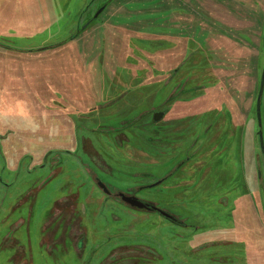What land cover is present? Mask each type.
<instances>
[{
  "label": "rangeland",
  "instance_id": "374dc122",
  "mask_svg": "<svg viewBox=\"0 0 264 264\" xmlns=\"http://www.w3.org/2000/svg\"><path fill=\"white\" fill-rule=\"evenodd\" d=\"M53 1L68 22L0 0V264H113L122 227L158 263L264 264V0ZM94 173L189 225L104 202Z\"/></svg>",
  "mask_w": 264,
  "mask_h": 264
},
{
  "label": "flooded vegetation",
  "instance_id": "af4514ba",
  "mask_svg": "<svg viewBox=\"0 0 264 264\" xmlns=\"http://www.w3.org/2000/svg\"><path fill=\"white\" fill-rule=\"evenodd\" d=\"M154 116V114H153ZM118 134H121L120 132H118ZM80 142V141H79ZM86 156L92 161V156L90 155V152H87ZM94 166L95 163L94 161H92ZM109 163V162H108ZM107 166L109 167V164H107ZM95 169L99 172H101V170L95 167ZM107 173V172H106ZM98 174L94 173L91 178H92V184L95 186L94 188L96 190H98L99 193H101L103 195V199L105 200L104 202H111L114 205H121V206H125L128 208H136L135 206H132V203L130 202V199H134L136 198L137 200H140L144 203H151L154 206L158 207L154 202H152L151 200H148L146 198L140 197L138 196V192L143 189L142 185H139L140 187H138L137 189H134V187H130V186H118L120 188H117V186L113 185V184H109V183H104L101 181V179L97 176ZM168 178V176H166L164 179L166 180ZM164 180V181H165ZM164 181L161 183L163 186L162 187H169L166 184L164 185ZM94 182V183H93ZM156 182V181H155ZM155 182H153L150 185L155 184ZM159 184V185H161ZM92 185V186H93ZM159 185L153 186V187H157ZM146 186V185H144ZM149 186V185H147ZM140 188V189H139ZM148 188V187H147ZM67 207V206H66ZM65 207V208H66ZM65 208H62L65 211ZM138 210H147V209H138ZM165 211V210H164ZM72 206H71V211L69 213V216L66 217L69 220L72 217ZM167 212V211H166ZM159 213V212H158ZM169 213V212H167ZM170 214V213H169ZM127 217H123L122 218V222L120 224H123V220L126 219ZM129 218V217H128ZM129 219H138V221L136 222H128L127 223V228L132 227L133 225H137V227H140L142 229L143 224L144 223L139 217H134V218H129ZM147 219H154L157 221H162L167 224V225H189L188 222L185 220L184 217H179L176 215H172L171 216H166V215H162L160 214V216L157 217H152V218H147ZM166 220V221H164ZM136 227V228H137ZM125 227L120 228V232L119 235L124 234L127 235L126 238H124L121 241V237L118 241V244L116 246H114V248L112 249V253L114 255V263L113 264H170L169 262L167 263H163V262H159V259H161L162 257L165 258V256L163 254H161L160 252H158L157 250H155L154 248V242L147 240H135L131 237V234L129 233H123L122 231L124 230ZM196 228V227H195ZM13 244L16 247H19L21 245L22 240L17 239L16 237H13ZM66 238H64L65 240ZM71 240L74 242V245L76 246V249H79L81 247L85 246V236L80 237L77 235H73V237L71 238ZM83 249V248H82ZM114 251V252H113ZM14 256V261L10 264H20L17 263L16 261L22 258H25L26 255L21 252L20 250H16ZM152 261H155V263H152ZM24 264H34V263H24ZM99 264H105V263H99ZM172 264V263H171ZM177 264V263H174Z\"/></svg>",
  "mask_w": 264,
  "mask_h": 264
},
{
  "label": "crops",
  "instance_id": "0c3cea01",
  "mask_svg": "<svg viewBox=\"0 0 264 264\" xmlns=\"http://www.w3.org/2000/svg\"><path fill=\"white\" fill-rule=\"evenodd\" d=\"M51 2H56L53 0H40V5L41 8L44 9V14L46 15L44 19H48L49 24H51V20L55 17V16H60L61 15V19H63L64 21L68 22V20H66L67 15H69L70 13H72L71 11V2L70 3H65V6H67V9L65 11H58L57 9H55L52 6ZM51 14V16L49 15ZM14 16V15H13ZM19 19L16 21H9L10 23H16L20 26L24 27V31H25V36L24 39H33L32 36H26L28 35L27 32H35L36 30H40L42 33L48 35L50 34L51 36L54 34V29H51L50 27H48V25L46 24L44 28L42 29H36L38 24L37 23H25V21H23V17L20 15V13L18 14ZM7 21L5 20V18H2L0 16V29L1 27L6 23ZM70 23H73V20L70 21ZM71 26V25H70ZM72 27V26H71ZM29 28V29H28ZM33 28V29H31ZM52 31V32H51ZM8 32V33H7ZM18 30H10V31H5V30H0V39H2L3 41H5L3 34H18ZM51 32V33H50ZM36 33H34L35 35ZM59 37V38H57ZM57 38V39H55ZM54 38L53 42H50L48 44L43 45V49H54V50H58V52H61V50L59 49L63 44L73 40V36L69 35L67 36V38H65L63 36V33L58 32L57 36ZM7 42L10 43H15L16 40H6ZM30 49V48H29ZM41 50V49H40ZM37 52V49H36Z\"/></svg>",
  "mask_w": 264,
  "mask_h": 264
},
{
  "label": "water",
  "instance_id": "95a60500",
  "mask_svg": "<svg viewBox=\"0 0 264 264\" xmlns=\"http://www.w3.org/2000/svg\"><path fill=\"white\" fill-rule=\"evenodd\" d=\"M104 8H105L104 5L102 7H100L95 12V14H94V16H93V18L91 20L97 18L101 14V12L104 10ZM88 24H89V21L85 25L82 26V29H84ZM263 74H264V69H263ZM260 90H261V86H259V92H258V96H257V105H256L257 106L256 107L257 110H258V104H259V99H260ZM162 116H163V113L162 112H155L154 113V116H153V119H154V121H158L159 119H161ZM257 119L259 120V118H258V112H257ZM159 183H160V181L159 182H156L155 184L150 185V186H154V185H157ZM130 202L132 203V206H135L138 209H147V210L157 211V212H159L162 215L171 216V214L167 213L164 210L159 209L158 207L154 206L151 203H147L146 204V203H144V202H142L140 200H137L136 198L130 199Z\"/></svg>",
  "mask_w": 264,
  "mask_h": 264
},
{
  "label": "trees",
  "instance_id": "16d2710c",
  "mask_svg": "<svg viewBox=\"0 0 264 264\" xmlns=\"http://www.w3.org/2000/svg\"><path fill=\"white\" fill-rule=\"evenodd\" d=\"M90 22H91V21H90ZM90 22H89V24H88L87 26L90 25ZM87 26H86L84 29H86ZM84 29L80 28L79 30H80V32H81V31H83ZM263 67H264V65H263ZM262 74H263V69H261V73H260V75H262ZM259 86H260V85L258 84V89H257L256 98H255V102H254V113H255V119H256V121L258 120V119H257V115H256V113H257V112H256V107H257L256 105H257V96H258V92H259ZM257 170H258V169H256V175H257Z\"/></svg>",
  "mask_w": 264,
  "mask_h": 264
}]
</instances>
